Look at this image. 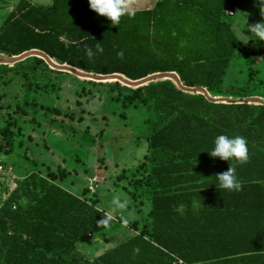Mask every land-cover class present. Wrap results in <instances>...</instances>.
<instances>
[{
    "label": "trees",
    "instance_id": "16d2710c",
    "mask_svg": "<svg viewBox=\"0 0 264 264\" xmlns=\"http://www.w3.org/2000/svg\"><path fill=\"white\" fill-rule=\"evenodd\" d=\"M236 10L261 21L264 0H156L151 8L126 10L131 15L116 25L90 10L87 0L12 2L0 20V56L37 50L82 73L118 74L131 81L174 73L184 87H202L231 100L211 101L202 91L183 90L171 77L137 86L79 77L106 83L124 108L145 106L155 113L147 160L125 186L135 207L141 211L147 204L149 211L130 222L134 234L90 260L77 244L121 218L111 216L107 226L99 225L110 215L98 207L95 195L87 198L60 183L65 169L32 171L16 181L0 205V264H264V104L246 100H264V80L255 70L264 45L243 43L233 28L230 12ZM240 57L248 66L247 83L225 89L224 76ZM11 65L34 92L60 89L51 73L74 75L31 55L13 64L0 62V76ZM43 109L52 121L62 114L57 106ZM14 127V119L0 125L1 152H13ZM218 134L245 137L247 162L209 157L206 151ZM228 167L235 169L239 191L214 184L215 174Z\"/></svg>",
    "mask_w": 264,
    "mask_h": 264
},
{
    "label": "rangeland",
    "instance_id": "374dc122",
    "mask_svg": "<svg viewBox=\"0 0 264 264\" xmlns=\"http://www.w3.org/2000/svg\"><path fill=\"white\" fill-rule=\"evenodd\" d=\"M49 1L40 0L44 4ZM151 1L138 0L139 4H134L145 8ZM11 7V0H0V20ZM232 14L233 28L243 43L253 48L264 45V41L251 39L247 27L261 21L243 11ZM11 66L8 74L0 76V125L10 119L16 124L13 152L0 151V205L15 188L16 181L28 173L65 169L67 177L60 182L65 188L87 198L95 195L99 208L121 218L113 228L77 244L80 254L92 260L134 234L136 230L130 222L143 218L149 211L147 204L141 211L135 207L125 186L147 160V139L156 115L145 106L124 108L112 98L106 83H90L69 73L50 74L60 89L34 92L22 85L19 75L14 73L15 66ZM255 70L256 77L264 80V56ZM248 77L244 58H236L224 76L223 87L237 89L247 83ZM17 104L21 106L19 111H15ZM47 105L60 107L62 114L52 121L51 113L43 109ZM113 196L126 201L124 210H112Z\"/></svg>",
    "mask_w": 264,
    "mask_h": 264
},
{
    "label": "clouds",
    "instance_id": "9594fccd",
    "mask_svg": "<svg viewBox=\"0 0 264 264\" xmlns=\"http://www.w3.org/2000/svg\"><path fill=\"white\" fill-rule=\"evenodd\" d=\"M88 8L94 11L99 16H103L108 19L111 24L116 25L119 23L121 16L131 15L127 13V0H87ZM261 15V14H260ZM262 17V16H261ZM248 31L251 33V39L255 42L264 41V19L259 23L248 25ZM97 52H102L103 49L99 44L95 45ZM85 54L92 57L93 52L90 48L85 46ZM118 57L123 55L122 52H117ZM209 157L219 158L223 161L235 160L238 163H245L248 160V149L246 144V138L235 134L226 135L218 134L214 137L212 147L206 151ZM215 186L219 189H224L229 192L239 191L241 183L238 180L235 169L228 167L226 171L215 174ZM110 206L113 211L124 210L126 207V201L121 200L117 196H113L110 200ZM111 220V216H104L97 222L99 225L107 226Z\"/></svg>",
    "mask_w": 264,
    "mask_h": 264
},
{
    "label": "water",
    "instance_id": "95a60500",
    "mask_svg": "<svg viewBox=\"0 0 264 264\" xmlns=\"http://www.w3.org/2000/svg\"><path fill=\"white\" fill-rule=\"evenodd\" d=\"M31 55H37V56H41L43 57L52 67H54L55 69L57 70H69L71 71L75 76H78V77H84V78H87V79H93V80H96V81H109V80H119L125 84H128V85H131V86H137V85H140V84H143V83H146V82H152V81H155V80H158V79H162V78H165V77H171L173 78L179 87H181L183 90H186V91H202L205 93V95L207 96V98H209L211 101H221V100H231L230 97H224V96H221V95H218V96H211L205 89H203L202 87H197V88H187V87H184L179 78L177 77L176 74L174 73H159V74H153V75H150V76H147L145 77L144 79L140 80V81H131L129 79H127L126 77L122 76V75H118V74H110V75H95V74H92V73H82L80 71H78L77 69L71 67V66H68V65H59V64H55L53 63L50 58L40 52V51H37V50H31V51H28V52H25L19 56H13V57H4V56H0V62H3V63H9V64H12V63H15V62H18L28 56H31ZM247 101L249 102H254V103H259V104H264V100L259 98V97H254V96H251V97H247L246 98Z\"/></svg>",
    "mask_w": 264,
    "mask_h": 264
},
{
    "label": "crops",
    "instance_id": "0c3cea01",
    "mask_svg": "<svg viewBox=\"0 0 264 264\" xmlns=\"http://www.w3.org/2000/svg\"><path fill=\"white\" fill-rule=\"evenodd\" d=\"M14 0H11V2H13ZM34 2H38L41 3L40 0H32ZM149 1V0H146ZM51 0L49 2H47L46 4L50 3ZM156 0H152L151 3H146L145 8H139L137 6V4H139L138 0H127V9L126 10H138V9H147V8H151L154 4H155ZM137 3V4H134ZM232 12V11H231Z\"/></svg>",
    "mask_w": 264,
    "mask_h": 264
},
{
    "label": "built area",
    "instance_id": "2783aa9c",
    "mask_svg": "<svg viewBox=\"0 0 264 264\" xmlns=\"http://www.w3.org/2000/svg\"><path fill=\"white\" fill-rule=\"evenodd\" d=\"M232 14V12H230ZM0 169H2V167H0Z\"/></svg>",
    "mask_w": 264,
    "mask_h": 264
}]
</instances>
